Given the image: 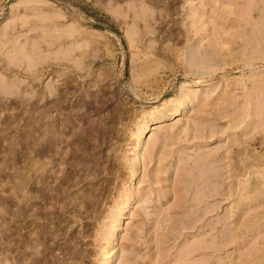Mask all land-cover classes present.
<instances>
[{"label":"rangeland","instance_id":"rangeland-1","mask_svg":"<svg viewBox=\"0 0 264 264\" xmlns=\"http://www.w3.org/2000/svg\"><path fill=\"white\" fill-rule=\"evenodd\" d=\"M156 1L130 45L131 18H114L108 1L0 0V257L264 264V0ZM24 46L32 61L18 55ZM57 51L69 62L34 66ZM48 86L60 104L45 107L54 126L37 145L38 97L10 99ZM189 94L191 105L169 115ZM153 108L159 128L133 151Z\"/></svg>","mask_w":264,"mask_h":264},{"label":"bare ground","instance_id":"bare-ground-1","mask_svg":"<svg viewBox=\"0 0 264 264\" xmlns=\"http://www.w3.org/2000/svg\"><path fill=\"white\" fill-rule=\"evenodd\" d=\"M100 1H102V0H100ZM106 1H108V3H107V9L109 10V12H110V14L111 15H113V17L114 18H117L119 21H121V23H123L125 20H126V18H131V22H132V29L129 31V33H127V36H128V39H127V41L130 43V45H132L133 43H137V42H139L140 41V39H141V36H142V33L141 32H143L144 30V28H148L149 29V27H150V20L151 19H153V17H154V15L153 14H151L150 12H148V6H146V1L147 2H149L150 4H155V3H157V1L156 0H103V2H106ZM121 1H123V2H125L124 4H125V6H122V5H119V3L118 2H121ZM105 6V5H104ZM106 7V6H105ZM104 7V8H105ZM106 10V9H105ZM129 11V12H128ZM118 21V22H119ZM139 22H141V24H142V26H143V28H141V29H138V26L137 25H139L138 23ZM141 30V31H140ZM84 33L82 32H79V35H82L81 36V38H78L77 39V41H82V40H84V43L85 44H83L80 48L82 49V51L80 52V53H78L79 54V57H80V54L83 52V49L85 48V46L88 44V41H87V39H83V35ZM139 34V35H138ZM138 36V37H137ZM62 40L63 38H62V35H59V36H57V37H55L54 38V40ZM55 40V41H56ZM102 43V42H101ZM105 43V42H104ZM106 45V44H105ZM104 44H103V46H105ZM16 51H18V55L21 57V56H23V57H25L26 59H28L29 61H32L33 59H30V58H28L27 56L28 55H31V53H32V51H35V49L34 48H28L27 46H24L23 48H20L19 50H16ZM16 51H14V52H16ZM65 52V51H64ZM16 55H17V53H16ZM47 55V56H46ZM50 58V59H52V60H55V61H67V62H69V58H68V56H67V54H65V53H63L62 51H57L53 56H48V53H43V54H40L39 55V59L40 60H37V61H35V62H33L34 63V66L35 65H40V64H42V62L46 59V58ZM78 61H79V59H78ZM80 62V61H79ZM64 63V62H63ZM78 65H79V63H78ZM42 72H43V67H36V69H35V73H36V77H39L40 75H42ZM200 84V80H193L192 82H188V83H185V84H183L182 85V90H183V92L184 91H188L189 89V87H192V86H196V85H199ZM1 88L3 89V86H1ZM7 90V92H6V95L8 94V95H13V92L15 91V89H9V88H7L6 89ZM1 91V90H0ZM54 91H56V88H55V86H48V89H47V92H48V95L46 94L47 92L46 91H42V92H40V93H31V95H30V97H27V98H25V99H23V98H20V99H18L17 98V96H16V94H15V92H14V97H12L11 99H10V103H14L15 105H17L18 104V102L20 103V104H18L17 106L19 107L20 105H22V103H26V102H29L32 98H34V97H38V99H37V101L36 102H34V103H36L35 104V111H34V109H33V112H32V114L33 113H35L36 114V121H35V123H36V125H35V131L37 132L36 134H38V138H36V140H35V143L38 145V144H41V142H38L37 140L39 139V140H41V139H43V135H44V132H48V131H51V127H53L54 125H52V122L50 123L49 121H44L45 120V117H48V115L46 114V112H45V110H47V109H45V107L46 108H48L50 105H49V103H52L51 104V106L52 107H54L55 109H58L59 108V104H60V102H59V98L60 97H53V94H54ZM38 92V91H37ZM49 96H52V98H50ZM194 98H195V95H191V94H189L188 96H185V97H183V99H181L180 100V102L173 108V111H171V113H168L169 115H171V114H176V113H180V112H184L190 105H191V103H192V101L194 100ZM40 99H43V100H41V101H39ZM18 100V101H17ZM39 101V102H38ZM173 99H166L163 103L164 104H167V105H170V104H172L173 103ZM11 105V104H10ZM15 105H12V106H15ZM8 106H9V104H8ZM30 106V105H29ZM34 107H32V108H34ZM51 108V107H50ZM7 109V108H6ZM30 108L29 109H26V111H28V112H30ZM155 110H156V108H153V110L151 109V110H148V111H146L145 113H144V115L143 116H145V118L146 117H151V119H150V121H151V123H144L141 127H139V129H138V131H137V133L134 135V138H133V140H132V142H131V148L133 149V151H137L138 149H140L141 147V145H140V141H141V138L143 139V137L144 136H146V133H148V132H150L151 130H155V129H157V128H159L158 127V125H157V123L159 122V119L162 117L161 115H156V114H153V112H155ZM31 114V115H32ZM153 114V115H152ZM44 119V120H43ZM49 120V119H48ZM65 120V119H64ZM149 121V122H150ZM28 122V121H27ZM50 129V130H49ZM34 133V132H33ZM53 134H55V132H52ZM52 133H50V134H52ZM52 134V135H53ZM35 135V134H34ZM36 137V136H35ZM12 139V138H11ZM10 139V140H11ZM55 141H56V139H55ZM59 142V141H58ZM9 143V142H8ZM51 143V142H50ZM38 151V150H37ZM41 152V151H40ZM43 153H44V151H43ZM41 154V153H40ZM38 156H40V155H38ZM40 157H42V156H40ZM136 159V158H135ZM32 167L33 168H35V170H37L38 169V167H39V164H38V162L37 161H33V164H32ZM132 173V172H131ZM132 177H133V174H132V176H131V179H132ZM258 186V185H257ZM17 188V187H16ZM16 190V189H15ZM17 193V192H16ZM121 204V203H120ZM126 210V205H122L119 209H118V215H120L121 213H124V212H126L125 211ZM4 223V222H3ZM119 223V222H118ZM118 223H116L115 225H114V227H112V230L110 231V233L107 235V241H108V243L109 242H111L112 240H114V239H116L117 237H118V233H117V230H118ZM8 224V223H7ZM192 225V224H191ZM237 229V228H236ZM238 230H239V228H238ZM26 237V236H25ZM223 238V237H222ZM224 238H225V236H224ZM4 239V238H3ZM23 240V239H22ZM29 240H30V238H29ZM224 240H226V239H224ZM19 241V240H18ZM26 241V240H25ZM206 241V240H205ZM212 241V240H211ZM210 241V242H211ZM220 241V240H219ZM5 242V241H4ZM3 242V243H4ZM29 242H31V240L30 241H28V243ZM207 242V241H206ZM221 242V241H220ZM224 242V241H223ZM231 242V241H230ZM219 243V242H218ZM229 243V242H228ZM204 244H206V243H204ZM210 244V243H209ZM224 244H226V243H224ZM223 244V245H224ZM28 245V244H27ZM26 245V246H27ZM189 245H190V243H189ZM200 245V244H199ZM207 245H208V243H207ZM2 246V245H1ZM25 246V247H26ZM193 246V245H192ZM191 246V247H192ZM201 246V247H200ZM199 247L201 248V250L203 249V245L201 244ZM210 246H212V247H214L215 248V246H213V245H210ZM219 246H221V244L219 245ZM28 247V246H27ZM189 247V246H188ZM195 247V246H194ZM194 247L193 248H191L192 249V251H190L189 249V251L188 250H186V251H188L189 252V254H191V252H195L196 250H199L200 251V248L198 249V248H196L195 250H194ZM204 249H207V248H209L208 246L206 247L205 245H204ZM212 247H210V248H212ZM216 247H217V245H216ZM220 248V247H219ZM219 248H217V250L219 249ZM186 249H187V247H186ZM216 249V248H215ZM222 249V248H221ZM212 250V249H211ZM216 250V251H217ZM184 251V250H183ZM207 251L209 252V249H207ZM215 251V250H214ZM215 251V252H216ZM211 252V251H210ZM182 254H185L184 252H182ZM181 254V255H182ZM211 255H212V253H210ZM259 254V253H258ZM203 255H205V253H203ZM262 255V254H261ZM185 256H186V258L188 257V254L186 255L185 254ZM255 256V255H254ZM260 256V255H259ZM180 257H182V256H180ZM262 257V256H261ZM185 258V257H184ZM185 258V259H186ZM257 258V257H256ZM177 259V258H176ZM17 259H15V258H13L11 261H8V260H6V258L5 257H0V264H20V263H18L17 261H16ZM105 260V259H104ZM179 260H180V258H179ZM179 260H178V263H179ZM201 260V259H200ZM199 260V261H200ZM252 260V259H251ZM254 260V259H253ZM192 261V260H191ZM235 261V260H234ZM3 262V263H2ZM203 260H202V263H196V261H195V263L196 264H203ZM36 263V260H31L30 261V264H35ZM177 263V264H178ZM189 264H191V262H188ZM206 263V262H205ZM103 264H107V260H105L104 261V263ZM184 264H187V263H185L184 262ZM193 264V263H192ZM218 264H220V263H218Z\"/></svg>","mask_w":264,"mask_h":264}]
</instances>
